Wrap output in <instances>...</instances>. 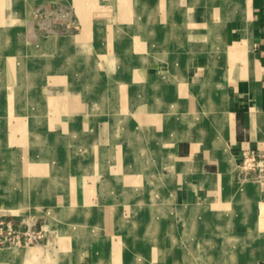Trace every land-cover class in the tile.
<instances>
[{
    "label": "crops",
    "instance_id": "obj_1",
    "mask_svg": "<svg viewBox=\"0 0 264 264\" xmlns=\"http://www.w3.org/2000/svg\"><path fill=\"white\" fill-rule=\"evenodd\" d=\"M243 149H264V0H0V205L10 184L23 209L0 221L48 227V250L14 260L60 264L77 229L92 264H183L196 245L195 264H264ZM145 181L156 208L131 209L122 189Z\"/></svg>",
    "mask_w": 264,
    "mask_h": 264
},
{
    "label": "rangeland",
    "instance_id": "obj_2",
    "mask_svg": "<svg viewBox=\"0 0 264 264\" xmlns=\"http://www.w3.org/2000/svg\"><path fill=\"white\" fill-rule=\"evenodd\" d=\"M51 99H49L48 97L46 98V103H47V105H50L52 102V100L50 101ZM52 105V104H51ZM35 106H32V108H34ZM33 110V109H32ZM52 163H53V165L55 166V164H57V163H59V161H57V159L56 158H54V160L52 161ZM138 173V172H137ZM145 173L146 174H148V171H144V172H141L140 171V175H141V178H145V177H143V175H145ZM146 176V175H145ZM72 177V176H71ZM88 177V179H89V175L87 176ZM0 181H1V179H0ZM37 181H38V179L36 180V181H34V185L37 183ZM128 184H127V187L125 188V189H122V194H123V196H125L126 198L127 197H130V198H132L131 200H135V201H133L132 203H129V204H127L128 205V207H130L131 209H133L134 207H136V209H138V208H142L143 209V206H145V204H146V206H147V208H149L150 207V209H153V210H155V208L156 207H151V206H153V203L152 202H148L147 200L145 201V202H138V201H136V197L137 196H135V195H137V190H141V193L143 194V195H145L146 194V198H149L150 197V194H152V192L153 193H155V191L153 190L154 188H153V185L152 184H150V181H145V182H140V184H139V186L137 185L138 184V182H127ZM137 183V184H136ZM141 184H143L142 186H141ZM135 185V186H134ZM137 185V186H136ZM145 185V186H144ZM131 186H134V187H131ZM51 189H50V197H51V199H52V205H55V202H54V200H55V197H57V195H58V189H57V186H55V187H50ZM1 189H3V185H0V191H1ZM135 190H136V192H135ZM142 190H143V192H142ZM1 194V193H0ZM36 197L38 198V196H39V198H42L43 197V194L40 192V191H37L36 193ZM0 197H2L1 195H0ZM0 200H2V199H0ZM1 202V201H0ZM1 207H3V205H0ZM4 209H7V208H5V207H3ZM130 208H128V209H130ZM57 209V208H56ZM7 210H9V209H7ZM139 210V209H138ZM11 211V210H10ZM63 211L64 212H57V211H50V225H49V227H50V229L52 230V231H55L54 233L56 234V232H58L57 231V229L60 231V232H62V234H64V235H66L68 232H66V230H68L67 228H66V221L65 222H62L63 224L61 225L60 223L56 226V223L59 221V219H60V217H61V215L62 214H65V215H67L68 217L69 216H71L72 214H73V212L71 211L70 212V208L69 207H66V208H64L63 209ZM2 212H7V211H5V210H1L0 209V214H2ZM70 214H69V213ZM9 213V212H8ZM69 214V215H68ZM52 221V222H51ZM60 225L62 226L61 228H60ZM69 226H71V225H73V227H75L76 225H75V222H72V223H69L68 224ZM75 225V226H74ZM44 227H46L45 225H43ZM56 226V227H55ZM68 226V227H69ZM55 227V228H54ZM48 228V227H47ZM46 228V229H47ZM53 228H54V230H53ZM62 229V230H61ZM60 232H58V234H61ZM73 233V235H74V238H73V236H71L70 235V237H68L66 240H65V245L67 246V247H69L68 249V253H65L66 255H64V256H61V259H59V263L60 264H69L70 262H74V264L76 263H78V262H89L90 264H92L94 261H96V262H98L99 260L97 259L98 257V255H99V253H96L95 252V246H94V244H93V246L94 247H91V250H92V252H90V253H84L83 252V246L81 245V246H79V249H78V247H76V245H75V240L76 239H78V237L80 236V234H81V232H80V230H78L77 231V229H74V231L72 232ZM67 236V235H66ZM39 243H42V241L41 242H39ZM39 243L37 244H31V245H29V246H25V245H21V246H14V247H11V249H7V250H3L2 252L0 251V264H50V263H52V261H51V259H50V261L49 260H46V259H44L43 257L41 258L40 257V254H39V257H37L36 259H32L31 260V257L29 256V257H27V258H17L16 260H14L16 257H18V255L21 253V252H28V251H34L35 252V250H37V252H38V250H39V246L41 247V248H43V249H46V250H48L49 248V246H47V247H44L43 245L41 246V245H39ZM34 245H39V246H34ZM52 245V244H51ZM120 248H123V245H121V243H120ZM195 248V247H194ZM18 253H17V252ZM120 251V250H119ZM187 251H188V249H187ZM194 252V251H193ZM192 252V253H193ZM33 253V252H32ZM118 254H120L119 252H118ZM187 254H191V253H186V254H184V255H187ZM17 255V256H16ZM97 257V258H96ZM39 258V259H38ZM11 260H13V261H11ZM4 261H7V262H4ZM36 262V263H35ZM220 263H222V262H220ZM219 263V264H220ZM184 264V263H183ZM185 264H188V263H185Z\"/></svg>",
    "mask_w": 264,
    "mask_h": 264
},
{
    "label": "built area",
    "instance_id": "obj_3",
    "mask_svg": "<svg viewBox=\"0 0 264 264\" xmlns=\"http://www.w3.org/2000/svg\"><path fill=\"white\" fill-rule=\"evenodd\" d=\"M240 170L245 178L264 182V149H243ZM48 233L43 225L28 224L25 229H16L11 220L0 221V242L10 246H29L43 241Z\"/></svg>",
    "mask_w": 264,
    "mask_h": 264
},
{
    "label": "bare ground",
    "instance_id": "obj_4",
    "mask_svg": "<svg viewBox=\"0 0 264 264\" xmlns=\"http://www.w3.org/2000/svg\"><path fill=\"white\" fill-rule=\"evenodd\" d=\"M38 179V178H37ZM37 179H34L33 180V184H34V181H36ZM38 182H39V180H38ZM11 189H12V187L10 186V184L8 185V186H6L5 187V191L2 193L3 194V196H5V198H4V201L2 202V205H3V207H5V208H7V209H9V210H11L12 212H15V213H20L21 211H23V209H19V207L14 203V201H13V199H11L10 198V193H11ZM71 209V208H70ZM72 211V209L70 210V212ZM69 213V212H68ZM70 214V213H69ZM68 214V215H69ZM67 216V215H66ZM52 222V221H51ZM78 231V230H77ZM220 233L221 232H219L218 231V233H217V237L220 235ZM213 235H214V232H213ZM212 235V236H213ZM82 239H81V234H80V236L78 237V239H76L75 240V245H76V247H78V249H79V246H81V244H82V241H81ZM204 240V239H203ZM199 246V245H198ZM197 245H196V252H194V253H191V254H187V255H185L186 257H185V260L183 261V263L185 264V263H188V264H195L191 259H190V257H193V256H200L201 254L203 255V256H205V255H207V252H202V251H199V247H198ZM17 252V251H16ZM18 253V252H17ZM17 256V255H16ZM206 263V262H205ZM201 264H203V263H201ZM206 264H208V263H206Z\"/></svg>",
    "mask_w": 264,
    "mask_h": 264
}]
</instances>
